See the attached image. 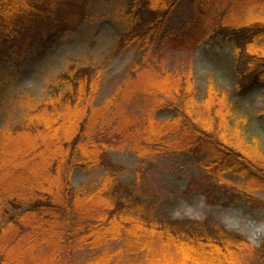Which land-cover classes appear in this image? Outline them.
Wrapping results in <instances>:
<instances>
[{"label":"trees","instance_id":"trees-1","mask_svg":"<svg viewBox=\"0 0 264 264\" xmlns=\"http://www.w3.org/2000/svg\"><path fill=\"white\" fill-rule=\"evenodd\" d=\"M88 1L0 0V68L18 66L22 50L36 55L51 51L76 27L65 21L69 12L85 15ZM123 1V31L114 48L136 56L115 92L98 101L103 66L71 62L21 121L0 129V173L10 164L14 171L5 192L0 188V221H6L0 223V264H59V250L64 262L73 264L74 251L85 247L98 252L84 264H264V239L256 248L217 223L160 217L155 213L158 198L136 185L145 179L140 168L129 183L117 179L120 166L109 153L122 148L128 137L140 157L206 152L204 174L239 171L249 188H264V169L260 174L246 169L249 160L239 146L228 143L222 131L217 134V118L211 116L202 127L194 124L195 90L187 87L185 77L168 73L161 56L190 45L195 25H167L179 0ZM188 3L191 18H214L229 8L209 33L218 31L232 47L237 91L264 86V52L257 48L264 43V20L239 22L232 11L237 5L264 10V0ZM167 110L171 115L157 117ZM166 123L178 126L177 131L172 133ZM18 140L22 146H15L21 145ZM74 167L106 169L96 185L73 188Z\"/></svg>","mask_w":264,"mask_h":264},{"label":"rangeland","instance_id":"rangeland-1","mask_svg":"<svg viewBox=\"0 0 264 264\" xmlns=\"http://www.w3.org/2000/svg\"><path fill=\"white\" fill-rule=\"evenodd\" d=\"M121 2L124 1L89 0L85 15L80 11L69 12L65 21L77 28L58 40L51 51L36 55L22 50L18 56V66L12 65V68L9 63L3 64L0 68V129L15 126L21 121L22 115L36 100L47 95L60 71L71 62L103 66L98 101L115 92L123 82L127 66L136 56L135 51L117 53L114 48L116 37L123 31ZM188 2H177L167 25L183 28L187 23L195 24L190 33L191 44L161 57L169 75L185 77L187 87L195 90L196 96L191 105H197L194 118L198 119L194 120V124L202 127L203 122L211 116L217 118V134L222 131L224 137L226 135L231 140L228 143L239 146L241 156L249 160L246 161V169L260 174L259 170L264 169V86L253 85L242 93L237 91L235 84L238 76L234 71L235 54L232 47L218 31L209 33L215 22L223 20L229 8L218 11V16L214 18L198 15L191 18V5ZM232 11L234 20L239 22L264 20V10L258 6L249 8L247 5H237ZM27 43H23V46ZM257 48H260L259 52H264V43H259ZM173 79L178 78L174 76ZM235 99V105L230 107L229 102ZM171 112H160L157 117L165 118ZM188 115L193 116L192 112H188ZM163 125L171 126L172 133L178 129L174 124ZM115 138V141H119L117 135ZM127 138H124L122 148L109 153L113 162L120 166L117 179L129 183L134 180L137 168H140L145 179L143 184L136 185L158 198L156 215L205 225L217 223L228 233L244 237L252 247H260L264 239V188H249L245 184L247 176L239 171H227L221 175L216 172V178L210 173L204 174L202 164L206 165V152L200 154L192 150L140 157L134 153L133 140ZM23 143L22 140L18 143L21 145L15 146H22ZM232 149L238 152L235 146ZM204 157L199 164L197 160ZM12 169L13 165L10 164L0 173L3 192L4 186L6 188L14 180ZM105 169L83 171L74 167L70 179L73 188L96 185L101 181ZM21 179H24V173H21ZM208 188L211 189L209 192ZM245 193L248 195L244 196ZM2 220L0 223L4 224L5 220ZM108 244L112 246L113 243ZM61 251H58V255H61L59 264H64L66 258ZM95 252L98 250L93 251L88 247L75 250L72 263L84 264Z\"/></svg>","mask_w":264,"mask_h":264}]
</instances>
